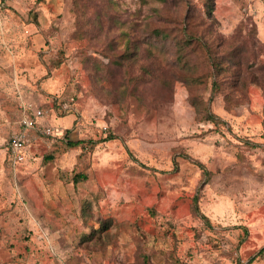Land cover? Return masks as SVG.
Masks as SVG:
<instances>
[{
    "label": "rangeland",
    "instance_id": "374dc122",
    "mask_svg": "<svg viewBox=\"0 0 264 264\" xmlns=\"http://www.w3.org/2000/svg\"><path fill=\"white\" fill-rule=\"evenodd\" d=\"M185 1L0 0V264H248L264 246V0H213V34L244 49L241 76L256 84L146 82L123 97L126 69L90 70L134 25L184 19ZM187 2L206 19L202 0ZM35 108L55 135L31 132L26 160L7 168L6 144ZM100 224L102 243L80 241Z\"/></svg>",
    "mask_w": 264,
    "mask_h": 264
},
{
    "label": "trees",
    "instance_id": "16d2710c",
    "mask_svg": "<svg viewBox=\"0 0 264 264\" xmlns=\"http://www.w3.org/2000/svg\"><path fill=\"white\" fill-rule=\"evenodd\" d=\"M110 4V0H105ZM165 0H160L163 2ZM189 2V1H188ZM185 1V16L181 21L177 16L160 17L158 25L147 23L141 29H137L135 25L129 33L123 32L124 48L123 52L118 55L110 56L104 50L102 53L104 60L92 61L90 70L93 77L97 75L107 77L111 80L112 75L119 74L121 69H126L127 76H123L119 82L124 92L121 94L123 97L132 93L140 98V87L146 82H154L158 87L169 90L173 83H183L189 91L191 89L205 86L210 87L212 93H218L221 89H230L233 92L237 87L243 89L247 85V80L250 79L252 83L253 77L242 78L241 73L246 71L244 49L233 47L232 42H221L216 38L212 29V11L214 7L213 0H202L203 10L206 19H203L200 11ZM108 6H104L102 13L108 17ZM106 10V11H105ZM100 14L97 16L98 30H102L103 22L100 21ZM97 35V33H96ZM146 45L147 48L143 47ZM145 52L142 53L141 49ZM162 56L163 60L158 59V55ZM255 58V54H254ZM108 59V60H107ZM143 60L149 61L146 65ZM136 68L139 72L138 75H131L130 69ZM114 74V75H115ZM260 78L258 79L259 82ZM257 82V83H258ZM147 84V83H146ZM240 89V90H241ZM225 99H229V94H225ZM192 106L197 109L200 107L203 110L204 120L213 123L216 127L224 125L221 119H218L210 112L209 102H203L197 97L190 98ZM113 139L107 137L106 140ZM66 147L74 148L79 145H84L83 141L80 142H65ZM97 142H90L94 146ZM202 171L203 175H207L204 166L201 163L194 162ZM7 168H9L6 162ZM86 180V175L78 173L73 176L74 185L83 183ZM197 198H194L193 209L197 212L196 207ZM104 224H100L98 229H92L88 235L80 234L79 239L82 243L93 241L95 243L101 241V232L106 230ZM247 232V231H246ZM264 254V246L261 247L248 261L251 263L258 257Z\"/></svg>",
    "mask_w": 264,
    "mask_h": 264
},
{
    "label": "built area",
    "instance_id": "2783aa9c",
    "mask_svg": "<svg viewBox=\"0 0 264 264\" xmlns=\"http://www.w3.org/2000/svg\"><path fill=\"white\" fill-rule=\"evenodd\" d=\"M46 117V113L40 109H24L20 120V130L10 138L6 144V151L12 165L25 161L24 151L31 142V132L45 136H54L55 130L49 126H43L39 122Z\"/></svg>",
    "mask_w": 264,
    "mask_h": 264
},
{
    "label": "crops",
    "instance_id": "0c3cea01",
    "mask_svg": "<svg viewBox=\"0 0 264 264\" xmlns=\"http://www.w3.org/2000/svg\"><path fill=\"white\" fill-rule=\"evenodd\" d=\"M22 117H23V113H22L21 119H22ZM21 119H20V120H21ZM39 122H40L41 125H43V126H46V125H47L45 119H42V120H40ZM47 126H48V125H47ZM16 133H17V132H16ZM16 133H15V134H16ZM15 134H14V135H15ZM14 135H13V136H14ZM30 146H31V144H29V145L26 147L25 151H24V154H25V160H26V153H28V149L30 148ZM4 160H5V162L8 163V165H12L11 162H10V160H9V157H8V155H7L6 147H5V157H4Z\"/></svg>",
    "mask_w": 264,
    "mask_h": 264
}]
</instances>
